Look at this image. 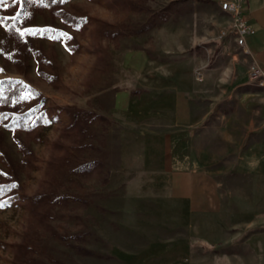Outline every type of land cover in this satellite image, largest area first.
Masks as SVG:
<instances>
[{"label":"rangeland","instance_id":"374dc122","mask_svg":"<svg viewBox=\"0 0 264 264\" xmlns=\"http://www.w3.org/2000/svg\"><path fill=\"white\" fill-rule=\"evenodd\" d=\"M109 1L68 0L64 7L88 20L80 30L34 13L19 27L23 50L0 24V78L39 91L54 118L17 139L0 128V182H16L20 198H46L0 207V264H264V202H237L227 235L209 240L176 225L165 204L161 149L172 111L180 116L188 101L194 135L200 122L221 136L233 130L221 118L243 116L241 90L264 108V85L247 79L251 57L236 44L230 15L221 0H131L136 11ZM251 8L242 6L247 15ZM116 27L126 33L102 35ZM84 163L90 171L76 173Z\"/></svg>","mask_w":264,"mask_h":264},{"label":"crops","instance_id":"0c3cea01","mask_svg":"<svg viewBox=\"0 0 264 264\" xmlns=\"http://www.w3.org/2000/svg\"><path fill=\"white\" fill-rule=\"evenodd\" d=\"M245 4L252 7L250 15L244 12L243 15L253 29L246 36V47L252 63L264 65V0H245L243 6ZM258 25L263 27L261 31L256 29ZM235 98L243 113L241 119L235 122L232 118L220 120L221 127L229 123L233 128L229 135H207L206 123L199 122L195 136L191 130L194 121L188 101L185 104L183 101L180 116L175 117L173 111L170 113L171 128L163 132L161 159L168 178L167 213L171 214L176 225L205 240L227 235L230 218L237 213L235 208L232 209L237 202H245L244 206L247 202H264V120L261 107L255 109L253 103L257 98L250 90H241ZM261 101L264 103V96ZM239 127L243 129L241 133ZM219 138L220 150L217 146ZM237 183L239 187L233 188ZM254 192L257 193L256 201ZM241 213L244 216L246 211Z\"/></svg>","mask_w":264,"mask_h":264},{"label":"trees","instance_id":"16d2710c","mask_svg":"<svg viewBox=\"0 0 264 264\" xmlns=\"http://www.w3.org/2000/svg\"><path fill=\"white\" fill-rule=\"evenodd\" d=\"M67 1L68 0H17V2L14 3L13 0H4L5 10L0 12V18L5 19L1 25L5 29L6 33L13 39L15 45L18 44L21 46L17 49H22L25 45V37L24 35H20V32H22L19 28L20 25L26 21L27 17H31L34 13H41L43 10H46L52 17L59 18L63 24L71 26L75 30H80L83 26L88 24V20L85 17H79L69 12L64 7V4ZM117 2L124 3L122 5L126 4V10L128 9L130 11H136L138 6V4L132 2L131 0H110L108 2V6L111 9H117L118 7L125 10V8L120 4L117 7L110 5H114V3ZM17 12L20 13L18 19H10V17L15 16ZM151 26L152 24L148 23L139 27L134 30V34H139L140 32L149 29ZM114 29L115 28H113L114 32H112V30L104 28L102 35L111 38L126 33L121 27H116V29ZM37 56H39V54H37ZM38 61L40 62L39 59L37 62ZM20 62L23 63L19 57H15L13 60V63L18 64ZM78 114H80L81 120H85L83 125H85L87 121L90 122V120L87 119L88 113L86 114L83 111H79V113H76V116H78ZM51 118H53L52 115L45 113L43 100L40 97L39 91L25 84L22 79L8 77L0 78V128L15 132V138L17 139L18 135H16V131H34L37 127L44 125V123L47 122V119ZM77 120L79 121L78 117L76 120L71 119L67 129L73 128ZM83 125H80V127ZM76 146H78L77 143L73 145V147ZM29 152L30 151L27 153L25 152V155L29 154ZM86 167L88 168L85 169ZM89 167L90 166L84 163L76 168L75 172L85 174L90 171ZM13 185H15V187H13ZM15 190H17V185L13 180L7 179L4 182H0V204L10 205L16 200L21 199L24 201L25 205L31 208L43 204V202L37 201H46V198H41V196L31 198V200L23 196L20 198L17 196V192H15Z\"/></svg>","mask_w":264,"mask_h":264},{"label":"built area","instance_id":"2783aa9c","mask_svg":"<svg viewBox=\"0 0 264 264\" xmlns=\"http://www.w3.org/2000/svg\"><path fill=\"white\" fill-rule=\"evenodd\" d=\"M245 0H221V9L226 11L231 18L230 31L234 36L236 44L243 48V52L250 55L246 47V36L253 32L251 26L245 20L242 6ZM248 81L261 80L264 84V65L252 63L247 72ZM264 120V108L262 110Z\"/></svg>","mask_w":264,"mask_h":264},{"label":"snow or ice","instance_id":"6c2138e0","mask_svg":"<svg viewBox=\"0 0 264 264\" xmlns=\"http://www.w3.org/2000/svg\"><path fill=\"white\" fill-rule=\"evenodd\" d=\"M2 2H3V0H0V3H2ZM13 2L15 3V2H17V0H13ZM19 16H20V13L17 12L16 15L10 17V19H12V20H16V19H18ZM4 19H5V18H0V24H2V23L4 22ZM26 31H29V30H26ZM32 34L35 35L36 33L33 32ZM20 35L23 36V35H24V32H20ZM13 187H15V185H13ZM0 207H3V205L0 204Z\"/></svg>","mask_w":264,"mask_h":264},{"label":"bare ground","instance_id":"6f19581e","mask_svg":"<svg viewBox=\"0 0 264 264\" xmlns=\"http://www.w3.org/2000/svg\"><path fill=\"white\" fill-rule=\"evenodd\" d=\"M252 81L256 82L258 85H261V86L264 85V84H262V81H261V80H252ZM254 84H255V83H254Z\"/></svg>","mask_w":264,"mask_h":264}]
</instances>
